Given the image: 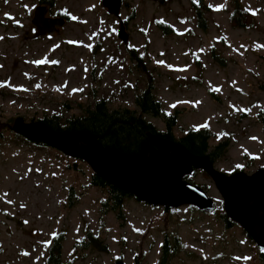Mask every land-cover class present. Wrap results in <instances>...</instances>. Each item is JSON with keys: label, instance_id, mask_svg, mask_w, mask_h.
Instances as JSON below:
<instances>
[{"label": "rangeland", "instance_id": "rangeland-1", "mask_svg": "<svg viewBox=\"0 0 264 264\" xmlns=\"http://www.w3.org/2000/svg\"><path fill=\"white\" fill-rule=\"evenodd\" d=\"M204 2L203 28L195 0H124L120 16L110 14L102 0H0V124L13 118V131L19 117L30 122L45 112L69 115L102 97L112 108H134L135 95L148 80L138 61L142 56L168 111L182 110L179 132L209 129L213 146L228 138L229 151L216 162L217 169L254 173L264 166L259 118L264 111V0ZM238 3L251 12L254 25L231 22ZM39 5H49L46 16L67 15L68 20L57 31L41 34L32 23ZM121 21L126 43L118 35ZM159 23L171 27L165 30ZM43 59L50 62L34 63ZM11 131L4 129L0 142V264H46L60 233L66 235L62 254L67 264H115L120 257L134 264L138 256L142 264H158L166 231H177L193 252L172 264H263L257 245L240 228L226 231L189 206L165 214L163 208L129 200L122 217L102 214L106 195L90 186L87 163L81 165L83 172L66 169L73 161L63 152L38 148ZM200 172L196 183L222 212V196L211 177ZM71 186L78 196L73 205ZM87 229L107 243V251L76 246Z\"/></svg>", "mask_w": 264, "mask_h": 264}, {"label": "water", "instance_id": "water-1", "mask_svg": "<svg viewBox=\"0 0 264 264\" xmlns=\"http://www.w3.org/2000/svg\"><path fill=\"white\" fill-rule=\"evenodd\" d=\"M102 3L110 14L120 16L123 0H102ZM65 22L61 16H46L45 5L34 10L32 23L43 35L57 31ZM118 35L123 42L128 41L124 22ZM12 129L66 156L82 159L113 187L146 204L165 209L192 205L205 213L216 210L217 202L205 188L185 180V176L202 170L223 195L227 216L264 249V169L251 174L245 171L226 174L216 168L208 155H196L180 143L160 136L151 137V142H146L140 152L130 154L103 146L87 131L54 130L42 120L28 122L19 117ZM115 264L125 262L118 260Z\"/></svg>", "mask_w": 264, "mask_h": 264}, {"label": "trees", "instance_id": "trees-1", "mask_svg": "<svg viewBox=\"0 0 264 264\" xmlns=\"http://www.w3.org/2000/svg\"><path fill=\"white\" fill-rule=\"evenodd\" d=\"M157 1L162 2V0ZM40 2L53 4L54 0H40ZM205 7L208 9L204 0H199L198 3H195L196 16L200 26L203 28L206 26L207 22ZM252 17L251 12L238 3L231 15V22L235 24L236 27H250V25H254L253 20H251ZM159 24L165 30L171 27L166 23ZM136 51V48H131V55H137ZM142 59V56H138V61L141 62L144 71L147 73L148 80L144 89L135 95L134 108H112L109 101L105 97H102L91 105H80V112H72V114L69 115H66L64 112H45L42 117L31 118L30 121L42 120L54 130L87 131L95 135L103 146L115 147L122 152L130 154L140 152L142 146L146 142H151V137L160 136L164 139L180 143L196 155H208L216 164L220 158L228 153L230 147L229 139L227 138L213 146L212 139L214 134L209 129L188 128L179 132V129H183L180 119L182 113L181 108L175 107L172 112L168 111V107L158 97L157 85L153 72L146 68ZM260 87L264 90V81L261 83ZM259 118L262 123L264 135V111L260 112ZM12 121L13 118H10L9 123L0 124V142L5 141L3 130L8 129V131H11ZM11 132L14 136L18 137V139H22L29 144H35L38 148L54 149L42 142L28 139L13 131ZM63 157L73 161L66 166V169L70 168L79 172L84 171L81 165L86 163L85 161L70 156ZM260 168L264 169V166H260ZM200 171L201 170H198L194 176H185V180L190 183H196V175H199V173H201ZM202 173L205 174V172ZM89 184L101 190L106 195L100 208L102 214L115 212L119 217H122L124 215L126 202L129 200H136L154 209L162 208L146 204L138 200L134 195L113 187L93 170L89 176ZM68 195L69 204L73 205L78 197L73 186L69 188ZM189 208L199 211L202 216H212L224 226L223 228L226 231L240 228L244 234L247 235L248 239L255 243L249 234L238 223L230 219L224 211H214L210 214L202 212L194 206H189ZM176 210L178 209L163 208L165 214L172 213ZM65 238V233H60L54 238L47 252L46 264H67L62 254ZM80 245L86 248H97L101 251L108 250L107 243L91 229H87L86 237L82 241L77 242L76 246ZM256 248L258 249V260L264 264V251L257 246ZM183 253H188L189 255L193 254L181 235L177 231L164 232L158 264H172V262ZM118 259L122 258L120 257ZM134 264H142L141 256L135 258Z\"/></svg>", "mask_w": 264, "mask_h": 264}, {"label": "snow or ice", "instance_id": "snow-or-ice-1", "mask_svg": "<svg viewBox=\"0 0 264 264\" xmlns=\"http://www.w3.org/2000/svg\"><path fill=\"white\" fill-rule=\"evenodd\" d=\"M195 2L198 3L199 0H195ZM222 7H223L222 5L221 6H217L216 10H220V8H222ZM6 15H8V14H6ZM9 18L10 19H14L10 15H9ZM72 19H77V17L73 16ZM0 39H3V37H0ZM73 43H75V42H73ZM49 62L50 61H48L47 59H43V60H40V61H34V63H37V64H46V63H49ZM51 63H59V61H51ZM160 63H162V61ZM0 67H2V65H0ZM0 86H3V84H0ZM37 87H39V85H37ZM74 91H79V90H74ZM173 107H175V105H173ZM202 127H207V125L206 124L205 125H202ZM253 139H255V138H253ZM238 167H240V166H238ZM8 203H12V201H8ZM47 243L50 244L51 241H48ZM262 251H264V249H262ZM25 255H27V253H25ZM248 259H251V258H248Z\"/></svg>", "mask_w": 264, "mask_h": 264}, {"label": "flooded vegetation", "instance_id": "flooded-vegetation-1", "mask_svg": "<svg viewBox=\"0 0 264 264\" xmlns=\"http://www.w3.org/2000/svg\"><path fill=\"white\" fill-rule=\"evenodd\" d=\"M41 3V2H40ZM47 6V11H48V13H50V11H49V5H46ZM54 15V14H53ZM54 16H57V15H54ZM64 18L67 20L68 18H67V16H64Z\"/></svg>", "mask_w": 264, "mask_h": 264}]
</instances>
